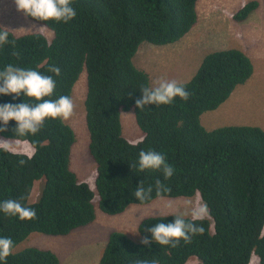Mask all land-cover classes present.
Instances as JSON below:
<instances>
[{
  "label": "trees",
  "instance_id": "16d2710c",
  "mask_svg": "<svg viewBox=\"0 0 264 264\" xmlns=\"http://www.w3.org/2000/svg\"><path fill=\"white\" fill-rule=\"evenodd\" d=\"M197 5L198 0H72L76 16L68 23L36 20L24 14L51 30L52 40L39 33L17 36L10 32L9 40L15 41V47H0V71L12 64L51 75L56 88L45 99L71 98L74 85L86 71V125L97 177L93 190L72 170L70 157L76 135L64 120L47 119L36 135L26 137L17 136L16 122L9 121L7 131L0 136L27 141L35 152L0 150V202L15 199L30 207L35 183L44 184L38 202L33 204L36 220L22 221L0 211V237L14 242L6 264H61L49 249H15L32 233L61 237L89 225L96 208L116 215L132 204H147L158 198L157 179L171 188L163 194L165 198H192L199 193L210 210V218L197 222L204 227V234L172 248L155 242L145 246L125 233L113 232L100 264H135L137 259L156 260L158 264H187L192 259L200 264H250L254 254L259 264H264V128L227 125L209 130L201 120L204 113L218 109L252 77L255 68L251 58L237 48L211 52L193 78L181 83L190 94L187 101L177 97L170 105L135 106L142 98L141 89L150 87L148 73L134 64L141 45L166 46L183 39L198 22ZM259 7L257 0L247 2L233 18L246 21ZM52 65L61 69L59 76L47 71ZM25 101L35 103L23 94L18 98L0 95V105ZM130 110H134L143 133L137 143L123 135L121 113ZM142 150L164 154L175 169L174 175L165 180L162 171H141ZM22 159L23 166L18 163ZM141 182L145 188L153 187L151 199L144 202L134 197ZM96 195L97 205L93 203ZM174 219L142 220L141 238L152 239L147 228L173 223Z\"/></svg>",
  "mask_w": 264,
  "mask_h": 264
},
{
  "label": "rangeland",
  "instance_id": "374dc122",
  "mask_svg": "<svg viewBox=\"0 0 264 264\" xmlns=\"http://www.w3.org/2000/svg\"><path fill=\"white\" fill-rule=\"evenodd\" d=\"M252 0H198V22L192 31L180 41L166 46L143 43L134 57V64L146 71L150 87L160 79L188 82L196 74L204 58L211 52L237 48L244 51L254 64V73L238 86L230 98L218 109L202 115L203 125L215 129L227 125H258L264 128V0H257L260 7L243 22H236L234 15ZM0 25L14 34L39 33L52 40V31L42 24L28 19L19 12L14 0H0ZM54 35V33H53ZM87 73L83 71L74 85L71 99L75 109L73 116L65 121L75 132L76 142L72 147L71 168L80 182H87L95 190L97 165L89 152L90 136L86 121ZM121 122L124 137L131 143L143 138L134 110L123 111ZM2 140H10L0 136ZM13 151L33 155L35 149L27 141L12 140ZM43 181L35 184L31 201H36ZM193 204L202 201L199 193L192 198H159L147 204H132L124 212L110 215L96 208L94 220L65 237L32 233L22 246L49 249L61 264H100L105 246L112 232L125 233L135 241H141L139 224L151 217H168L171 213L184 212L186 201ZM98 196L93 199L97 205ZM171 201L172 208L166 206ZM203 202V201H202ZM190 218V217H186ZM25 247V248H26ZM187 264H200L192 259ZM250 264H259L254 254Z\"/></svg>",
  "mask_w": 264,
  "mask_h": 264
},
{
  "label": "clouds",
  "instance_id": "9594fccd",
  "mask_svg": "<svg viewBox=\"0 0 264 264\" xmlns=\"http://www.w3.org/2000/svg\"><path fill=\"white\" fill-rule=\"evenodd\" d=\"M14 3L19 12L36 20L68 23L76 16V11L71 6L72 0H14ZM10 32L11 30L7 28H0V47L6 44L15 47V41L9 40ZM13 55L19 56V53L13 51ZM47 71L59 76L61 69L52 65L48 67ZM55 88L56 82L51 75H44L38 70L24 69L12 64L7 65L3 71H0V95H11L18 98L23 94L28 100L35 101V103L25 101L19 104L0 105V124L3 125L0 127V132L7 131L9 121H15L17 127L14 132L17 136H34L41 130L47 119L64 121L70 119L74 114L75 105L69 96L61 95L56 100L45 99L54 94ZM141 92L142 98L135 101V106L138 109H143L150 104L156 106L170 105L177 97L183 101L190 98V94L183 84L176 80L163 78L156 81L153 87H143ZM0 150L13 151L12 140L0 139ZM18 163L23 166L25 160L22 159ZM139 169L141 171H162L165 180L171 178L175 172L174 167L167 163L165 155L154 150L140 151ZM155 191L156 196L164 200L163 194L170 193L171 188L157 179ZM152 192V186L145 188L144 183L141 182L134 192V197L136 200L144 202L151 199ZM39 197L36 201L30 202V207L24 206L19 200H4L0 202V211L9 216H18L22 221H34L37 219V214L33 204L38 202ZM166 206L172 208L173 204L168 201ZM185 209L184 212L178 214L171 213L175 217L173 223H158L147 228L145 231L151 234L152 239L146 236L141 240V243L148 246L155 242L161 246L176 248L181 241L189 244L193 236L203 235L205 229L202 224L197 222L210 218V210L207 204L202 201L193 204L189 200L185 203ZM186 217H190V219H186ZM13 251V240L8 237H0V262L6 264L7 258L13 254ZM135 264H158V262L156 260L137 259Z\"/></svg>",
  "mask_w": 264,
  "mask_h": 264
},
{
  "label": "crops",
  "instance_id": "0c3cea01",
  "mask_svg": "<svg viewBox=\"0 0 264 264\" xmlns=\"http://www.w3.org/2000/svg\"><path fill=\"white\" fill-rule=\"evenodd\" d=\"M85 123H86V121H85ZM128 141H129V140H128ZM91 157H92V156H91ZM92 159H93V158H92ZM93 160H94V159H93ZM94 162H95V161H94ZM95 180H96V179H95ZM37 182H38V181H37ZM37 182H36V183H37ZM36 183H35V184H36ZM43 184H44V183H43ZM34 187H35V185H34ZM42 188H43V187H42ZM33 190H34V189H33ZM32 193H33V191H32ZM31 196H32V194H31ZM31 196H30V200H29L30 202H31ZM96 196H97V195H96ZM96 196H95V197H96ZM98 200H99V199H98ZM97 203H98V201H97ZM94 204H95V202H94ZM95 205H96V204H95ZM82 228H83V227H82ZM78 229H80V228L74 229L70 234H73V232H75V231L78 230ZM65 236H66V235H63V236H61V237H65ZM61 237H60V238H61ZM105 247H106V246H105ZM104 250H105V249H104Z\"/></svg>",
  "mask_w": 264,
  "mask_h": 264
}]
</instances>
